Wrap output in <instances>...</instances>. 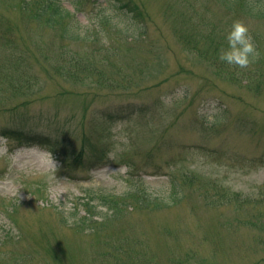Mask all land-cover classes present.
Listing matches in <instances>:
<instances>
[{"label":"rangeland","instance_id":"1","mask_svg":"<svg viewBox=\"0 0 264 264\" xmlns=\"http://www.w3.org/2000/svg\"><path fill=\"white\" fill-rule=\"evenodd\" d=\"M23 1L0 0V264H264V20L132 0L148 28L133 42L115 0H59L81 34L64 40ZM236 20L260 44L244 68L220 59ZM70 53L97 73L58 71Z\"/></svg>","mask_w":264,"mask_h":264},{"label":"trees","instance_id":"2","mask_svg":"<svg viewBox=\"0 0 264 264\" xmlns=\"http://www.w3.org/2000/svg\"><path fill=\"white\" fill-rule=\"evenodd\" d=\"M215 1L221 7H223L224 10L229 14H237L240 16L249 17L251 19L264 20V0H215ZM115 2H116V4H114L115 7H118L120 10L128 12L134 18L135 21L137 20L136 28L138 29V33L131 34L129 37L126 36V38L134 42L146 37L148 28L142 21H140L142 15L139 9L137 8V6L135 5V3L132 0H115ZM21 8L23 11L30 10L31 12H33L32 17L37 22H40L42 24L44 23L46 27L50 29L60 28L61 36L64 40H72L75 39L77 36L81 35L78 31L74 29L72 23H68L72 15L60 5L59 0H25L23 1ZM193 15L196 17L198 14H193ZM191 27L193 28V25ZM121 32H122L121 30L117 29V34H120ZM195 33L198 34L197 36L207 39L210 45L208 48H206L207 51H212L213 54L215 53V51L219 50L221 46V41L223 39L220 40L215 38V34H213L212 31L208 33V32H203L202 30H199L197 28V32ZM86 39H88V36H86ZM253 43L256 45V48L259 51L260 44L256 37L253 38ZM108 47H110V45L102 44L100 48L108 49ZM98 48H96L95 50H98ZM113 51L115 52V54L118 55L119 53L118 49L113 47ZM208 53L209 52H206V54ZM66 56L67 55L65 54V58ZM68 56L70 58L67 60L66 63L67 67H63V69L58 68V71H61V73H64L65 75L72 77H76L77 74L85 71H87L88 73L89 72L97 73L96 68L94 66H91L89 60L85 61L77 54L70 53ZM258 59L259 57H256L252 60V62H256ZM99 76L102 78L101 71H99ZM1 135L4 138L16 141L20 145H38V146H46V147L52 146V142L48 137L43 136L42 134L37 132H24L21 130L6 129L1 132ZM99 152L100 151L92 150V158H86V161L94 160V163L91 164L95 166L94 168L100 167V165L97 164L100 163V160L102 159V158L101 159L98 158ZM132 196L135 198L136 204H141V206L143 207L148 206V203H146L144 196L140 195L137 192H132ZM104 204L105 207L107 208L108 213L109 211L111 212V214L114 213L113 214L114 217L106 215L107 218L109 220L114 219L120 212L117 211L120 205L119 202L109 197V199L104 198ZM87 206L89 207V203L87 204ZM89 213L90 210L87 209L88 216ZM87 221L88 223L90 222L89 219H87Z\"/></svg>","mask_w":264,"mask_h":264},{"label":"clouds","instance_id":"3","mask_svg":"<svg viewBox=\"0 0 264 264\" xmlns=\"http://www.w3.org/2000/svg\"><path fill=\"white\" fill-rule=\"evenodd\" d=\"M228 47L220 52V59L229 65L247 67L260 55L253 43L249 27L241 20H236L227 33Z\"/></svg>","mask_w":264,"mask_h":264}]
</instances>
